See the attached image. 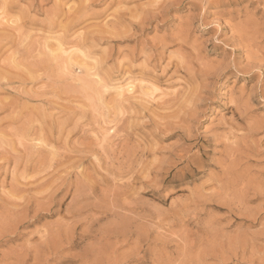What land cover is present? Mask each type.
<instances>
[{"label": "rangeland", "instance_id": "374dc122", "mask_svg": "<svg viewBox=\"0 0 264 264\" xmlns=\"http://www.w3.org/2000/svg\"><path fill=\"white\" fill-rule=\"evenodd\" d=\"M68 2L80 4L81 0H68ZM62 3L64 0H0V15H3L2 17L6 15L7 18L4 17V19L12 22L5 21L7 26L13 24L12 30V27L16 25L13 27V32L5 31L6 34L19 35L23 41L14 35L11 36L13 42L10 40L11 42H1L0 44V74L4 73V77L1 75L0 79L1 77L3 80L9 78L8 83L2 82L3 80L0 82V106L7 104L6 108L0 111V120L7 121L8 119L9 121L14 113H18L20 118L15 123L0 124V137L4 138L0 139V159L5 161L9 155L12 156L14 153L13 156L19 155L22 150L20 147L22 141L26 145L29 144L27 148H32L34 145L38 150L41 147L45 148L44 151L49 155L46 153L42 155L49 156L48 159L52 157L50 154L52 151L55 157L52 158L53 160H49L51 164L48 159H44V156L42 164L45 165L47 161L48 167L46 168H51L53 172L56 169H63L68 161L70 166L72 163L74 164L72 165L70 184L67 185L72 188L74 193L70 206L72 226L68 229L62 228L57 240L47 248L41 249L39 252L21 253V258L23 259L27 255L28 264H197L195 253L207 244L209 238L204 228L205 216L203 213L205 209L203 205L194 207L177 204L173 206L168 203V195L196 187V181L201 179L209 166L217 161L216 141L209 136L207 131L189 130L181 126L179 129H175L177 135L165 151L164 137L167 132L173 130L172 128L155 124L158 127L156 129L151 122L142 128H134L132 133L125 130L128 135L126 138L130 139L127 142L125 138L121 142V151L124 153L125 159L111 163L104 160L102 165L104 171L101 172L100 166L92 160V156L84 153L88 152L86 149L91 148L85 147L84 151V148L78 147L80 144L89 143L83 125L84 116H76L73 108L65 109L63 116L60 117L63 134L57 133L55 140L50 137L51 132L47 131L49 133L46 134L45 128L31 119L34 113H42L60 105L62 97L65 95L60 90L59 84L50 89L47 82L42 83L51 73L56 74L61 69L65 73L68 72L64 66L60 67L58 59V64L55 60H50L49 70L34 69L35 71H33L29 69V65L37 56V59L40 58L39 60L43 56V59H49L45 56L57 51V43L60 41L57 37L62 30L63 23ZM120 3L132 7L138 5L140 0H99L97 7L104 10L100 16L111 12ZM255 6V3H250L249 0H173L169 10L155 18V32L157 35L163 36L164 40L150 49L154 58L153 62L161 67L166 63L168 54L170 60L177 62L183 60L182 54H184L189 59H202L215 69L211 93L209 92L204 99L205 111L214 113L213 120L219 118L221 114L232 111L230 99L233 93L236 98L243 97L244 100L249 101L247 107H241L240 113L242 112L245 121L251 126L253 135L249 137L248 147L237 154L234 180H243L249 177L260 166L259 153L264 150V93L257 94L253 100L250 99V96L253 95L252 90L257 87L260 80L258 75L247 74L234 68L221 71L216 66L231 63L240 68L247 64L245 59L247 49L242 42L236 41L234 33L236 29L247 31L264 26V19L251 16V11ZM54 8L56 11L58 9L59 14L54 12ZM1 11H5L6 14ZM50 12L57 15H52ZM46 18L52 23H49ZM78 23H80V18L75 14L65 21V24L71 25V27ZM127 23L126 14L117 17L118 26L127 25ZM7 26L5 30H9ZM1 27L0 32L3 33L4 29L2 30ZM229 27L233 28V35H228ZM64 38L71 40L68 36ZM217 39L220 43H217ZM57 40L58 42H56ZM177 40L183 41L179 44L182 54L170 52L171 45ZM77 47L72 55L77 56V59L71 57L72 61L67 63L73 64L80 58L79 53L82 49ZM16 48H18L17 51H15ZM26 49L28 52H32V56L36 53L33 59L30 57L31 54L23 56V58L17 54V52L26 51ZM38 50L44 51L42 56ZM6 58L9 59L5 60ZM24 58L25 60L28 58V60L22 61ZM30 59L33 61L31 62ZM25 66L30 70L29 72L32 71L33 78V74L38 71L36 75H39V78L37 77L35 80L32 79V76H28L30 74L26 75ZM70 71L71 68H69ZM260 73L264 74V70ZM174 78L172 76V80ZM172 80L171 75H168L158 83L166 88ZM149 84L151 83L144 82V86ZM209 94L213 96L211 97ZM151 118L153 121H158L154 116ZM86 119L101 138L102 129L96 125L99 124L100 127H103L102 119L91 113L86 114ZM40 129L43 131L41 132ZM133 133L135 134L133 135ZM27 134L28 137H26ZM43 135L46 136L48 142L45 137L43 138ZM65 137H68L67 140ZM38 141L42 142V146ZM141 141H146L154 146L159 145L160 150L168 158L167 166L155 176V184L150 189L151 198L143 193L137 194L135 183H128L127 176H125V167L127 163L131 162L127 158L136 155V146ZM44 142L47 144L46 146ZM39 146L41 147L39 148ZM97 148L93 150L99 154L100 150ZM4 154L5 159H3ZM76 156H79V159H83V157L85 159H81L83 162H80ZM192 156L197 158V161L194 163L186 161L188 158L190 160ZM8 159H10L8 165H11L7 168L3 161L5 164L3 163L4 167L1 169H5L7 173H4V170L2 173L0 170V175H2L0 176V210H7L11 206L12 202L8 196L16 195L19 190L17 189L19 186L14 182V175L18 179L21 174L31 175L46 166L40 165L36 171L29 170V173L19 167L14 173L11 171L14 162L11 161V157ZM25 160H27L26 156L20 159L23 162ZM59 160L60 162H58ZM137 160L135 162L139 163V159ZM63 162L65 163L63 164ZM59 163L63 165L60 166ZM62 183H64L63 180ZM34 205L36 207L44 206L42 201H34ZM249 208L250 205L239 209L229 206L226 215L229 217L231 227L225 228L224 231L237 235L254 228L255 224L250 219ZM207 211L209 215H215L212 210ZM233 213L237 217L234 222L232 220ZM260 219L264 221V217H260ZM11 243L12 238L7 232L0 233V248L6 249Z\"/></svg>", "mask_w": 264, "mask_h": 264}, {"label": "clouds", "instance_id": "9594fccd", "mask_svg": "<svg viewBox=\"0 0 264 264\" xmlns=\"http://www.w3.org/2000/svg\"><path fill=\"white\" fill-rule=\"evenodd\" d=\"M249 2L256 5L251 16L264 19V0ZM98 3L99 0H81L80 4L64 0L62 3L63 23L57 38L63 40L67 34L82 51L77 62L71 65L70 77L61 69L42 82H47L50 89L60 85L65 93L62 103L54 109L34 113L31 119L51 132L55 140L57 133L63 134L60 117L65 109L73 108L76 116H84L89 143L78 147L99 148V154H92L91 158L101 172L104 160L111 163L125 159L121 151L125 129L131 132L151 124L150 109L158 107L161 115L155 118L173 129L164 137L165 151L177 135L175 129L181 126L207 131L216 141L217 161L196 181V187L169 194L168 203L203 205L205 209L204 228L209 238L195 253L197 264H264V221L260 219L264 217V150L259 153L258 169L243 180L233 179L237 154L248 147L249 137L253 135L237 107L235 93L230 99L233 111L213 120L214 113L204 108L215 72L208 62L189 59L184 54L181 62L170 60L168 54L163 67L153 62L150 49L164 40L155 32V18L167 12L173 0H140L132 7L120 3L103 16L100 13L104 10L97 7ZM74 14L79 16L80 23L70 27L65 21ZM121 14L127 15V25L118 26L117 17ZM234 34L247 49V60L254 66L253 71L264 70V26L247 31L236 29ZM228 35H233V28L229 27ZM180 43L183 41L173 43L170 52L182 54ZM217 43H220L218 39ZM216 67L227 71L234 65ZM168 75L175 77L172 84L166 88L160 86L158 81ZM145 81L158 88L151 98L145 95ZM161 97H164L163 102ZM87 113L102 119V140L87 122ZM20 147H24L22 141ZM135 151V156L127 158L131 161L126 166L127 181L135 183L137 194L151 198L155 176L167 166L168 158L159 145L146 141H141ZM137 159L139 163L135 162ZM71 172L67 164L55 172L44 168L31 175L21 174L18 179L14 175L19 190L16 195L8 196L11 206L0 210V233L7 232L12 243L6 249L0 248V264H28L27 255L22 259L21 253L47 248L57 240L62 228L72 226L70 206L74 193L67 186ZM34 201H42L44 206L36 207ZM248 205L255 227L237 235L224 231L231 227L226 215L229 206L239 209ZM207 210L215 215H209ZM236 218L233 213V222Z\"/></svg>", "mask_w": 264, "mask_h": 264}, {"label": "bare ground", "instance_id": "6f19581e", "mask_svg": "<svg viewBox=\"0 0 264 264\" xmlns=\"http://www.w3.org/2000/svg\"><path fill=\"white\" fill-rule=\"evenodd\" d=\"M4 4V3H3ZM56 11V8H54V12ZM1 12H3V14H6L5 13V11H1ZM53 12V11H52ZM52 12H50L52 15H57V14H53ZM56 12H58V9H57V11ZM55 12V13H56ZM1 14V13H0ZM58 14H59V12H58ZM3 16V15H2ZM1 15H0V27L1 26H3L4 28V30L2 29V27H1V29L4 31L3 33H2V31L0 32V44H1V42H5V43H8V41L9 42H11L12 40H11V38H13V37H11V36H16V37H20L19 35L17 36L16 34H14V35H10V34H6V32L5 31H10V32H13L12 30H13V27L14 26H16V25H14L13 27H12V30H11V26L13 25V24H10L11 26H7V24H6V22H10V21H6L5 19H4V17L6 16H4V17H2ZM49 16H50V14H49ZM5 18H7V17H5ZM47 18H49L48 16H47ZM46 18V19H47ZM52 18H56V17H52ZM52 18H50V19H52ZM76 18H78V17H76ZM53 19V20H54ZM52 20V21H53ZM77 20V19H76ZM6 21V22H5ZM12 21H13V19H12ZM47 21H49L48 19H47ZM73 21V20H72ZM55 22H56V20H55ZM71 22V21H70ZM10 23H12V22H10ZM49 23H52L51 22V20L49 21ZM72 23V22H71ZM70 23V24H71ZM4 24H6V26L9 28V30H5V29H7V28H5L6 26H4ZM16 24V23H15ZM18 24V23H17ZM48 24V23H47ZM21 25H23V24H21ZM52 27V26H51ZM70 27H71V25H70ZM19 29V28H18ZM48 29H49V27H48ZM21 30V29H20ZM50 30V29H49ZM22 31V30H21ZM9 33V32H8ZM22 35V34H21ZM25 35V34H24ZM27 36V35H26ZM67 36V35H66ZM18 38H17V40H18ZM24 38H25V36H24ZM14 39H16L15 37H14ZM11 40V41H10ZM19 40H21V37H20V39ZM14 41H16V40H14ZM22 41V40H21ZM20 41V42H21ZM236 41H238V42H240L239 40H237L236 39ZM13 42V41H12ZM23 42V41H22ZM56 42H58V40L56 41ZM11 44H13V43H11ZM6 45H8V44H6ZM10 45V44H9ZM29 45H31V44H29ZM34 45V44H33ZM1 46V45H0ZM4 46V45H3ZM13 46H15V45H13ZM16 47V46H15ZM29 47V46H28ZM27 47V48H28ZM75 47H77V45H75V44H73L72 43V41L71 40H66V38H64L63 40H61L60 39V41L57 43V48H56V52H52L50 55H49V53L47 54V56H45V57H47V58H49V59H43V57H42V59L41 60H39V59H37L38 58V56H37V60L34 58V56L36 55V53H34L35 55H33L32 56V52L30 53V52H28V49H26V51H24V50H22V51H19V52H17V54H19V56L21 55V57L23 58V56H27V55H29V54H31V56L30 57H32V59L34 60V61H37V62H34L33 60V63L32 64H30L29 65V63H28V65L30 66L29 67V69L30 70H33V71H35V70H49V68H50V60H55L56 62H57V59H58V62H59V64H61L60 65V67L62 66H64V69L65 70H67L68 72H67V75H69L70 76V74H71V71L69 72V68H71V63H67L68 61L70 62V61H72L71 59V57H75V55L74 56H72L73 55V53H74V50H75ZM11 48H13V47H11ZM30 48V47H29ZM77 48H79V47H77ZM17 49L18 48H16L15 49V51H17ZM35 49V48H34ZM41 49H43V48H41ZM13 50V49H12ZM20 50V49H19ZM39 51V50H38ZM42 51V50H41ZM77 51V50H76ZM42 52H44V51H42ZM42 52H38V53H40L41 54V56H42ZM37 53V54H38ZM2 54V53H1ZM13 55V54H12ZM183 55V54H182ZM40 56V55H39ZM9 57V56H8ZM11 57V56H10ZM20 57V59H22ZM77 57V56H76ZM75 57V58H76ZM28 58H29V56H28ZM28 58H27V60H28ZM75 58H73L74 60H75ZM9 59V58H8ZM7 58L5 59V60H8ZM77 59V58H76ZM175 59V58H174ZM246 60H247V54H246V58H245ZM27 60H25V58H24V60H22V61H27ZM39 60V61H38ZM13 61V60H12ZM30 61H31V59H30ZM31 61V62H32ZM179 61V60H178ZM182 61V60H181ZM54 62V61H53ZM58 62H57V64H58ZM75 63V62H74ZM4 64V63H3ZM26 65H27V63H26ZM234 65V69L235 70H237V71H242V72H245V73H247V74H252V75H254V76H256V75H258L259 76V78H260V80H259V82H258V84H257V87L255 88V89H253L252 90V92H253V95L252 96H250L251 98V100H253L255 97H256V95L257 94H262V93H264V74H262V73H260V72H257V71H253V68H254V66L252 65V64H250L249 62H248V60H247V64L244 66V67H240V68H238V67H236L235 66V64H233ZM26 67V66H25ZM56 67V66H55ZM26 69H27V73H26V75H28V74H30V75H28L29 77H31L32 75H31V73H32V71L31 72H29L30 70L26 67ZM35 69V70H34ZM50 72V71H49ZM37 73H38V71H37ZM36 73V74H37ZM216 73V72H215ZM222 73V72H221ZM4 73H1L0 74V76L1 75H3ZM35 73L33 74L34 75V78H33V76H32V79H35V78H37L39 75H36ZM219 74V73H218ZM7 75V74H6ZM217 75V74H216ZM214 76H215V74H214ZM217 76H219V75H217ZM3 77H4V75H3ZM39 78V77H38ZM218 78V77H217ZM3 79H2V77H1V79H0V82L2 81ZM5 80V81H4ZM2 82H7L8 83V80H9V78H8V80L7 79H4ZM35 80H37V79H35ZM171 80H172V76H171ZM174 80V79H173ZM172 80V81H173ZM170 81V80H169ZM169 81H167V82H169ZM218 81V80H217ZM161 83V82H160ZM166 83V82H165ZM163 84V83H162ZM172 84V82L171 83H169L168 84V86L169 85H171ZM1 85V84H0ZM167 85V84H166ZM6 86H7V84H6ZM213 86V85H212ZM145 89V95L147 96V97H149V98H151L152 96H154V94L158 91V88H157V86L156 85H154V84H149V85H146L145 87H144ZM211 93V92H210ZM212 93H214V92H212ZM210 95V94H209ZM211 96V95H210ZM213 96V95H212ZM211 96V97H212ZM249 99V98H248ZM160 100H161V102H163V100H164V97H161L160 98ZM204 102H205V100H204ZM236 104H237V107L239 108V111H241L240 109H241V107H247L248 106V104H249V101L246 99V100H244V98L243 97H238V98H236ZM6 106H7V104L6 105H4V106H0V111L3 109V108H6ZM246 110V109H245ZM159 111V108L157 107V108H154V109H150V112H153V115H152V117L154 116V117H157V116H160L161 115V113H160V111ZM232 111H233V109H232ZM243 111V110H242ZM245 112V111H244ZM243 112V113H244ZM242 113V112H241ZM20 118H19V114L18 113H14L13 115H12V117L9 119V121H8V119H7V121H1L0 120V124L2 125V123H15V121H17V120H19ZM151 120H152V122H153V124H154V126L156 127V129H158V125H160V126H166V125H164V124H161L159 121H153V118H150ZM102 121V120H101ZM18 122V121H17ZM103 122V121H102ZM154 122H156V123H154ZM103 124V123H102ZM153 124H152V126H153ZM155 124H157V126L155 125ZM251 124V123H250ZM0 125V126H1ZM259 125H261L262 126V124H259ZM258 125V126H259ZM254 126V125H253ZM255 126H257V125H255ZM161 127V128H162ZM167 128L169 127V126H166ZM99 128H103L102 126L101 127H99ZM99 128H97V129H99ZM160 128V127H159ZM93 129H94V127H93ZM96 129V128H95ZM170 129V128H169ZM41 130V129H40ZM100 130V129H99ZM125 130H127V129H125ZM251 130H252V128H251ZM258 130V129H257ZM256 130V131H257ZM43 130H41V132H42ZM40 132V131H39ZM46 132V134H48L47 133V131H45ZM135 132V131H134ZM252 132H253V130H252ZM128 133V132H127ZM132 133V132H131ZM29 134V136H30V133H28ZM28 134H27V136L26 137H28ZM36 134V133H35ZM40 134V133H39ZM51 134V133H50ZM135 133H133V135H134ZM34 135V134H33ZM45 135V134H44ZM43 135V138L45 137L46 138V136H44ZM127 135V134H126ZM130 135V134H129ZM47 136H49V135H47ZM128 136V135H127ZM51 138H52V135L50 136ZM63 137V136H62ZM132 137V136H131ZM35 138H36V136H35ZM49 138V137H48ZM58 138H59V136H58ZM66 138V137H65ZM64 138V139H65ZM68 138V137H67ZM67 138L65 139V140H67ZM126 138V137H125ZM50 139V138H49ZM57 139V138H56ZM103 139V129H102V133H101V140ZM38 140V139H37ZM40 140V139H39ZM51 140V139H50ZM53 140V139H52ZM126 140H127V142H128V140H130V139H127L126 138ZM33 141V140H32ZM59 142H60V140H58ZM46 142H48V140H47V138H46ZM53 142V141H52ZM38 143H40L39 141H38ZM42 143V142H41ZM41 143L39 144V145H41ZM56 143H57V141H56ZM261 143V142H260ZM31 144V143H30ZM55 144V143H54ZM24 145H26V144H24ZM29 145V144H28ZM28 145H26L25 147H23L22 148V150H20V153H19V155H17V156H13L14 154H12V156H10L11 157V161H13L14 163H13V168H12V172H14L15 173V171H17L18 169H19V167L20 168H22V170L24 171V172H28L29 173V170L31 171H36V169H38V167L40 166V165H43L42 163H44V159H48V153L47 152H45L44 151V149L45 148H43L42 149V145L41 146H39V148L41 147V149H36V145H34V146H36V147H32V148H27L28 147ZM44 145L46 146L47 144H45V142H44ZM49 145H50V143H49ZM51 146V145H50ZM127 146V145H126ZM31 147V146H30ZM48 147V146H47ZM46 147V148H47ZM87 148V147H86ZM94 148H96V147H93V148H91V149H86V151L88 150V152H84V153H87L88 155H91L92 156V154H97V152L96 151H94L95 149ZM94 149V150H93ZM98 149V148H97ZM124 149V148H123ZM16 150H18L19 151V149H16ZM84 151H85V148H84ZM98 151V150H97ZM130 151V150H129ZM17 152V151H16ZM53 152H55L54 151V149H53ZM98 152H100V151H98ZM128 152V151H127ZM241 152H242V150H241ZM43 153H46V154H48V155H46V156H48V157H45L44 155H42ZM83 153V152H82ZM6 154V153H5ZM5 154H4V158L3 159H5ZM51 155H52V157L50 158L51 160H53L52 158L53 157H55V154L54 153H52V151H51V153H50ZM58 154V153H57ZM87 154H86V156H87ZM36 155V156H35ZM82 155V154H81ZM9 156H7L6 157V159H5V166L8 168V166H10V165H8L9 163H10V159H8V158H10ZM27 157V160H25L24 162L23 161H20V159L22 158L23 159V157ZM43 156H44V159H43ZM80 156V155H79ZM79 156H76V158H78V160H80V162L82 161V160H84L85 158L83 157V159L82 158H80L79 159ZM37 157V159H35ZM64 157H67V156H64ZM82 157V156H81ZM73 158V157H72ZM87 158V157H86ZM50 159H48V161L50 160ZM55 159V158H54ZM82 159V160H81ZM181 159V158H180ZM50 160V161H51ZM60 160H61V157H60ZM60 160L58 161V162H60ZM69 160H70V158H69ZM73 160H74V158H73ZM49 161V162H50ZM68 161V160H67ZM138 161V160H137ZM186 161H192L193 163L195 162V161H197V158H195L194 156H192L191 158H190V160H189V158H188V160H186ZM22 162V163H21ZM47 162V161H46ZM45 162V165H43V166H45V168L46 167H48V163H46ZM58 162H56V163H58ZM71 162V161H70ZM77 162V161H76ZM83 162V161H82ZM106 162V161H105ZM3 163L2 164H0V165H3ZM54 163V162H53ZM65 162H63V164H64ZM72 163V162H71ZM75 163V162H74ZM107 163H109L108 161H107ZM189 163V162H188ZM192 163V164H193ZM50 164H51V162H50ZM60 164V163H59ZM59 164H58V167H59ZM63 164H60V166L61 165H63ZM67 164V163H66ZM68 164H69V161H68ZM76 164V163H75ZM77 164H78V162H77ZM76 164V165H77ZM55 165H57V164H55ZM72 165H74L73 163L71 164V166ZM112 165H113V163H112ZM115 165V164H114ZM190 165V164H189ZM43 166H41V167H43ZM105 166V165H104ZM4 167V165L1 167L0 166V170L2 169ZM40 167V168H41ZM50 167V166H49ZM80 167H81V165H80ZM117 167V166H116ZM111 168V167H110ZM126 168V167H125ZM53 169H55V168H53ZM72 169H73V166H72ZM75 169V168H74ZM106 169H107V167H106ZM112 170H113V168H111ZM111 169H109L108 168V170H110V172H112V170ZM4 170V173H7L6 171H5V169H3ZM3 170H1L2 171V173H3ZM7 170V169H6ZM116 170V169H115ZM123 170V169H122ZM106 171V170H105ZM23 172V173H24ZM107 172V171H106ZM110 172H108V173H110ZM115 172V171H114ZM121 172V171H120ZM124 172H125V170H124ZM33 173V172H32ZM27 174V173H26ZM111 174V173H110ZM113 174V173H112ZM119 173H117V175H118ZM121 174V173H120ZM122 174L124 175V173L122 172ZM115 175V174H114ZM0 176H2V175H0ZM3 176H4V174H3ZM119 176V175H118ZM122 176V175H121ZM125 176H127V175H125ZM6 177V176H5ZM119 178V177H118ZM2 183H3V181H2ZM128 185V184H127ZM116 186V185H115ZM122 187V186H121ZM18 189V188H17ZM16 191V190H15ZM16 193V192H15Z\"/></svg>", "mask_w": 264, "mask_h": 264}]
</instances>
